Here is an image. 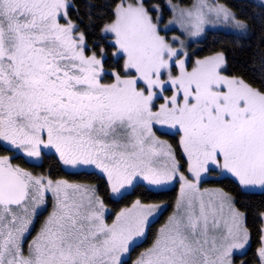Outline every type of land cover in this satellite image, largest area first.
Instances as JSON below:
<instances>
[{
    "label": "snow or ice",
    "instance_id": "snow-or-ice-1",
    "mask_svg": "<svg viewBox=\"0 0 264 264\" xmlns=\"http://www.w3.org/2000/svg\"><path fill=\"white\" fill-rule=\"evenodd\" d=\"M71 6L0 0V149L8 153L0 154V264H235L249 243L246 214L223 188L200 184L218 172L242 191L264 189V81L256 87L225 74L223 52L189 69L183 41L162 32L178 25L198 36L216 22L237 30L247 23L222 4L199 0L173 7L161 28L157 5L118 0L100 28L115 61L105 67L106 48L89 46L69 18ZM156 126L179 136L186 169ZM44 150L66 168L98 170L106 194L121 199L130 189L178 180L173 210L153 231L168 205L138 197L109 222L97 186L13 162L40 161ZM49 193L52 210L29 241Z\"/></svg>",
    "mask_w": 264,
    "mask_h": 264
},
{
    "label": "trees",
    "instance_id": "trees-1",
    "mask_svg": "<svg viewBox=\"0 0 264 264\" xmlns=\"http://www.w3.org/2000/svg\"><path fill=\"white\" fill-rule=\"evenodd\" d=\"M166 0H146V6L160 5L163 9L164 16L169 15V9L165 8ZM181 5H189L192 0H171ZM225 3L233 11L235 16L247 23L249 28L245 34L232 33L227 31L213 30L208 31L202 38V41L196 45L194 52L197 56L203 57L214 54L215 52H223L226 58V73L228 75H240L247 81L253 83L254 86H262L264 81V6L253 2L252 0H219ZM72 5L68 9V15L71 20L77 22L79 30L84 31L86 40L90 47L94 42L104 46L108 52V60L105 67L115 66L111 53L113 49L109 46L108 41L111 39H102L100 28L103 23L111 18L112 9L118 0H69ZM91 6V7H90ZM155 12H153V15ZM79 18V19H78ZM83 23H80V21ZM65 21L61 20L60 22ZM106 81L111 77H106ZM160 137L166 138L176 149L181 164L186 167V160L180 152L178 146L177 134H168L167 132H159ZM0 154H8L0 149ZM19 163L23 167L28 168L34 174L50 176L52 179H66L69 182H79L83 184L95 185L100 195L111 213L107 216L108 221L112 219L115 212L120 208L129 204L136 198L147 199L151 202L164 203L168 205L167 209L160 215L159 222L154 225L159 227L165 221L167 214L173 209V205L177 195V186L164 190L146 191L143 187H136L135 190L129 191L125 198H114L106 194L107 185L105 179L96 171L90 170H74L70 171L62 167L58 162V158L52 153H45L39 163H25V158L13 161ZM218 175V172H211ZM206 184L223 188L229 192L236 200V206L245 212V226L249 230V243L245 248L244 255H234L235 264L245 261L246 264H259L258 248L261 245L262 223L264 214V189L263 190H241L231 177L226 175L208 178L204 181ZM44 214H39L38 222L35 224L32 233L38 231L40 224L43 222ZM151 235L148 242L151 241ZM30 236L28 237V240ZM145 243L141 248L132 254L135 259L136 254L147 247ZM26 247V245H25Z\"/></svg>",
    "mask_w": 264,
    "mask_h": 264
},
{
    "label": "rangeland",
    "instance_id": "rangeland-1",
    "mask_svg": "<svg viewBox=\"0 0 264 264\" xmlns=\"http://www.w3.org/2000/svg\"><path fill=\"white\" fill-rule=\"evenodd\" d=\"M252 1L264 6V0H252ZM198 2H199V0H192V2L189 5H181V4L176 3V2H173L171 0H166L164 2V6H165V8H168L169 9V15L167 17L164 16V13H163V10H162L163 8L160 5H157L159 7V9H160V15L162 17L161 22H160V27L161 28H164V26L168 24V21L173 18V7H176V8H192V6L195 5V4H197ZM211 2L219 3V4H222V5H224V6H226V7L229 8V6H227L225 3L220 2L219 0H211ZM155 15H156V13L154 14V16ZM61 23H66V21H62ZM169 28L171 29L170 31H167L166 33L165 32H162V34H166L167 37L170 40H171V37L177 36V37H179L180 40L183 41V49L188 54V67H189V69L191 68L192 63L195 60H197V59H203V58H205L207 56H211V55H214L215 53H217V52H215L214 54H211V55H206V56H203V57H199L194 52V49L196 48V45H198V43L202 41V38L205 36V34L208 31L220 30V31H227V32H232V33L245 34L248 31V29H249L247 27L245 30H237V29H235L232 26L224 25L223 23L216 22V23H214V24H212L210 26H206L204 32L201 33L200 35H198V36H190L187 32H185L184 30L180 29L178 25H169ZM174 46L175 47H180V44L179 43H176V44H174ZM181 58H183V57H181ZM165 94H170V93H165ZM161 102H162V100L161 101H157V103H161ZM154 131H156L157 136H159V134H158L159 132H167L168 134H172V135L175 134L174 130L168 129L166 127H160V126H156V128H154ZM160 138L163 139V140H167L164 137H160ZM178 139H179V136L177 135V141H178ZM169 143L171 144V142H169ZM44 151H45V153H50V152H48V150H44ZM180 152H181V150H180ZM176 155H177V153H176ZM177 160L180 162V159L178 158V156H177ZM185 160H186V158H185ZM32 162L39 163L40 161H32ZM62 167H64V166H62ZM186 167H187V164H186ZM186 167H185V169H186ZM64 168L67 169V170H70V171H74V170H85V169H71V168H66V167H64ZM86 170L95 171V172L97 171L98 172V170H95L93 168H87ZM182 170H184V169H182ZM219 176H223V175H221V174L215 175L213 173L206 174L203 177L202 181H201L200 188L202 190L203 189L219 188L217 186L210 185V184H206L204 182L205 180H208V178H214V177H219ZM226 176H228V175H226ZM228 177H230V176H228ZM76 183H79V182H76ZM175 186H177V195H178L179 189H180V183H179L178 180L170 183L167 186H163V187H160V188H154V190H164V189L172 188V187H175ZM247 190L253 191V190H263V189L260 188V187H255V188L247 189ZM129 191H131V189ZM177 195H176V197H177ZM111 197L117 198L119 196H111ZM52 203H53V201H52V198H51V194L49 193L48 196H47V206H46V208L44 210H42L40 212V214H44V219L51 212V210H52ZM172 210L167 214V216L172 212ZM167 216H166V218H167ZM44 219H43V221H44ZM109 222H111V219H110ZM244 223H245V221H244ZM262 227H263L262 229H264V216H263ZM36 232L32 233L33 235L30 236L29 241L31 240L32 237H34L36 235ZM262 236H264V231H262L261 237ZM247 246H248V244H247ZM261 246H262V241H261V245L259 246V248ZM242 251L245 252V249H243ZM236 255H238V254H236ZM259 264H261V261H260Z\"/></svg>",
    "mask_w": 264,
    "mask_h": 264
}]
</instances>
